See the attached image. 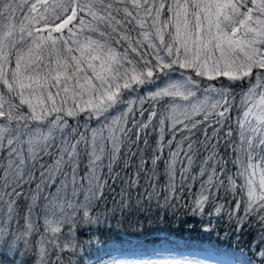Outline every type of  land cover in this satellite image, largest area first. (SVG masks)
Here are the masks:
<instances>
[{
  "label": "snow or ice",
  "instance_id": "1",
  "mask_svg": "<svg viewBox=\"0 0 264 264\" xmlns=\"http://www.w3.org/2000/svg\"><path fill=\"white\" fill-rule=\"evenodd\" d=\"M109 180L105 216L187 192L254 229L242 264H264V0H0V257L82 264Z\"/></svg>",
  "mask_w": 264,
  "mask_h": 264
},
{
  "label": "trees",
  "instance_id": "2",
  "mask_svg": "<svg viewBox=\"0 0 264 264\" xmlns=\"http://www.w3.org/2000/svg\"><path fill=\"white\" fill-rule=\"evenodd\" d=\"M236 92L239 94L240 89L237 88ZM237 103H239V95ZM236 115L237 113L233 111V120ZM92 123L94 124V121ZM168 138L166 135L165 143ZM156 139L158 137L155 134L148 137L149 150L146 155L149 158L152 155L151 150L156 147ZM140 147L144 148L143 143ZM223 151L222 147L221 152ZM166 158L167 151L158 166L161 184L165 182L163 173ZM130 162L133 167L128 169V172L135 170L138 159ZM116 171L120 173L121 179L125 178L123 160ZM108 183L111 188L105 189L107 204L100 205V223L92 225L91 229L79 234V238L85 242L83 250L77 257L82 264H110L111 261L124 259L178 260L182 255L200 258L207 264H242L248 257L255 230L250 232L246 227L243 232L237 233L228 223L226 215L223 217L194 215L191 208L185 205V202L191 203L187 192L184 201L173 208H158L153 201L147 211L126 210L124 213L117 211L114 216L111 213L105 216L103 214L105 207L111 209L113 197L119 201L121 188L125 187L119 180L115 185H112L111 180ZM143 183L142 179L141 184ZM198 189L199 183L192 185L193 192ZM140 191H143V187ZM131 195L135 204L137 192L133 190ZM220 202L223 203L222 200ZM210 219L215 227L211 232H205L203 228ZM0 259H3L4 264H9L10 257H0Z\"/></svg>",
  "mask_w": 264,
  "mask_h": 264
},
{
  "label": "rangeland",
  "instance_id": "3",
  "mask_svg": "<svg viewBox=\"0 0 264 264\" xmlns=\"http://www.w3.org/2000/svg\"><path fill=\"white\" fill-rule=\"evenodd\" d=\"M95 123V122H94ZM184 259H188V260H201L200 258L197 257H189L187 255H182L178 260H184ZM156 260V259H153ZM164 260V259H163ZM120 261H124V260H120ZM130 261V260H129ZM207 264V263H206Z\"/></svg>",
  "mask_w": 264,
  "mask_h": 264
}]
</instances>
